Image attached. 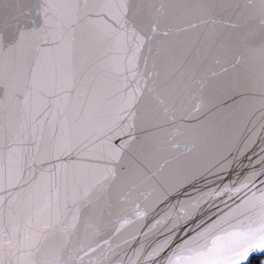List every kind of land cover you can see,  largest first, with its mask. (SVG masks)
Returning <instances> with one entry per match:
<instances>
[{
    "label": "snow or ice",
    "instance_id": "6c2138e0",
    "mask_svg": "<svg viewBox=\"0 0 264 264\" xmlns=\"http://www.w3.org/2000/svg\"><path fill=\"white\" fill-rule=\"evenodd\" d=\"M257 253L264 0H0V264Z\"/></svg>",
    "mask_w": 264,
    "mask_h": 264
},
{
    "label": "water",
    "instance_id": "95a60500",
    "mask_svg": "<svg viewBox=\"0 0 264 264\" xmlns=\"http://www.w3.org/2000/svg\"><path fill=\"white\" fill-rule=\"evenodd\" d=\"M182 143L183 144H187L188 147L187 148H184V147L177 148L175 143H173V144L169 145V148H168L169 156L166 159H158V160L153 162L154 170L158 174L162 173V172H166L169 167H171L174 164L178 163L180 160L189 157L194 152L199 151V149L201 147V143H200L199 140H184ZM248 155L251 156V153H249ZM172 157H175V160ZM243 163L245 165H247L248 164V159L247 158L243 159ZM176 211L178 212L179 208H177ZM130 215L132 217L135 216V210L134 209H132L130 211ZM149 219H151V217H149ZM145 223H147V221H145ZM117 227H118V225H117ZM132 227H134V226L126 225L125 229L122 230L123 234L127 235V232L130 231ZM143 231L147 232V228L146 227L143 228ZM137 239L138 240H143L144 237L141 236V235H138ZM149 239H151V237ZM122 242L123 241H122L121 238H114L113 239V246H115V244H117V243H122ZM100 243L103 245L104 241L100 240ZM133 246L134 247H138L139 245L136 244L135 241H134L133 242ZM105 247H107V245H105ZM129 255H131V252H129ZM254 256L263 257L264 254L257 253V254H254Z\"/></svg>",
    "mask_w": 264,
    "mask_h": 264
},
{
    "label": "trees",
    "instance_id": "16d2710c",
    "mask_svg": "<svg viewBox=\"0 0 264 264\" xmlns=\"http://www.w3.org/2000/svg\"><path fill=\"white\" fill-rule=\"evenodd\" d=\"M255 257H256V259H259L262 262V264H264V256L263 257L255 256ZM256 259H253L252 264H256Z\"/></svg>",
    "mask_w": 264,
    "mask_h": 264
}]
</instances>
